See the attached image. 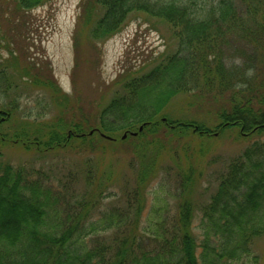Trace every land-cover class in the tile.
Returning <instances> with one entry per match:
<instances>
[{"label": "trees", "instance_id": "trees-1", "mask_svg": "<svg viewBox=\"0 0 264 264\" xmlns=\"http://www.w3.org/2000/svg\"><path fill=\"white\" fill-rule=\"evenodd\" d=\"M48 1L0 0V24ZM132 15L165 25L175 49L126 69L113 96H99L95 115L78 112L79 98L37 75L31 84L46 92L56 115L35 126L15 121L4 133L15 109L0 106V264L261 263L252 245L264 239V0H84L75 47L106 41ZM15 72L0 65V97L17 95L15 78L29 75ZM177 98L191 111L172 103ZM234 129L251 143L229 161L214 194H203L195 163L202 143ZM8 147L75 150L97 163H85L88 189L78 195L75 173L55 180L14 165L3 160ZM119 152L136 160L134 187L124 184L123 194L110 191L111 166L98 168ZM165 162L177 168V181L166 200L159 194L152 203L146 192Z\"/></svg>", "mask_w": 264, "mask_h": 264}, {"label": "rangeland", "instance_id": "rangeland-1", "mask_svg": "<svg viewBox=\"0 0 264 264\" xmlns=\"http://www.w3.org/2000/svg\"><path fill=\"white\" fill-rule=\"evenodd\" d=\"M82 1L84 0H49L25 16L15 17L11 13L13 16L9 15L5 21L2 20L0 65L8 68L10 72L16 71L13 73L16 77L18 74L21 75L23 69L29 71V75L24 77L23 81L15 78L13 87H16L17 95L12 91L9 97L3 95L0 97V106L10 108L14 105L15 109L7 122L3 119L1 129L4 133L16 128L15 121L28 122L35 126V123L48 120L58 113L46 92L32 86L34 75L40 78L51 77L63 94L75 95V101L79 98L77 108L81 110L78 112L95 115L101 108L99 96L106 94L103 96L104 102L109 100L118 89L113 83L126 69L133 68V71H137L149 65L158 56L174 51V42L165 30V25H153L140 15L129 16L130 19L128 18L124 27L106 41L92 42L95 43L94 49L90 48L92 43L88 41L86 45L77 49L74 36L80 24ZM6 45L9 46L8 49ZM179 101L177 98L172 103ZM177 107L182 111H191V104L186 102H179ZM70 117L71 115L66 118ZM238 133L237 129L225 131L202 143L205 154L203 153L202 158L195 163L196 170L203 179L202 188L206 189L203 194H214L218 177L229 161L239 156L250 145L251 139L239 138ZM88 159H91V164L95 168L97 162L94 155L75 150L37 154L8 147L3 151L4 161L40 169L55 180L75 173L78 181L73 190L78 195L88 189L81 175ZM135 161H132L129 153L123 152L110 154L101 161V166H97L100 172L106 171L107 166H111L113 172L110 191L123 194L120 189L124 184L130 191L132 190L134 175L130 168H136ZM182 162L184 164L190 162L192 165L191 159L188 161L182 159ZM184 164L181 163L182 166ZM176 169L173 162L163 164V171L159 172L158 178L148 186L146 192L150 194L152 203H155L154 197L159 194L166 200V194H170L174 182L177 181L174 175ZM164 170H169V173H165ZM252 246L254 253L260 258V264H264V239L255 240Z\"/></svg>", "mask_w": 264, "mask_h": 264}, {"label": "water", "instance_id": "water-1", "mask_svg": "<svg viewBox=\"0 0 264 264\" xmlns=\"http://www.w3.org/2000/svg\"><path fill=\"white\" fill-rule=\"evenodd\" d=\"M142 130V127L139 128V131ZM93 132H90L89 134L91 135ZM132 136H136L137 134L136 133H132L131 134ZM102 137H105L104 135H101ZM107 139H109L108 137H105ZM126 138V134L122 135V139H125Z\"/></svg>", "mask_w": 264, "mask_h": 264}]
</instances>
